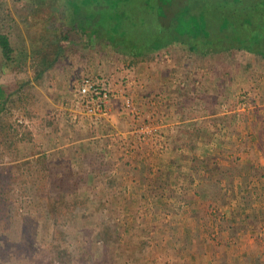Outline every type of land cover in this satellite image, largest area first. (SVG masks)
<instances>
[{
  "label": "rangeland",
  "instance_id": "374dc122",
  "mask_svg": "<svg viewBox=\"0 0 264 264\" xmlns=\"http://www.w3.org/2000/svg\"><path fill=\"white\" fill-rule=\"evenodd\" d=\"M3 1L16 20L36 2H41ZM62 1L57 0L55 5ZM169 1L129 0L128 6L122 7L129 17V45L136 40L149 43L153 31L168 29L173 24L172 19L168 24L159 16L164 14ZM177 1L173 8L167 9L172 15L181 6L185 9L189 8L188 4L196 5L198 0ZM244 3L249 5L247 0ZM199 4L214 5L208 0ZM210 16V31L218 40L219 21L215 14ZM126 44L125 48L130 49ZM73 46L76 52H66L58 68L39 82L35 81L31 61L5 71L0 67V86L15 87L17 92L12 105L9 104L10 114L3 119L16 132L13 139L0 147V162L14 168L10 193L12 214L5 215L0 222V264H264V215L260 221L248 219L233 201L232 193L225 205L217 201L212 206L203 198L186 196L183 209L176 208L175 202L171 212L160 209L168 201L158 195L160 199L153 194L144 199L146 192L155 191L153 181L161 174L162 181L168 180L179 193L183 187L190 186L185 160L174 162L179 155L188 154L186 131L196 135L197 132L192 124L179 128L178 120L197 117V127H201L196 144L199 155L213 151L211 157H219L220 151L227 149L226 155L232 158L220 156L222 167L232 161L238 165L254 162L264 166V154L258 152V145L253 146L255 141L237 139L240 124L232 143L226 139V130L210 133L208 124L205 126L200 120L201 116L206 119L210 114L209 102L207 107L185 92L191 87L208 89L213 81L220 80V71H226L223 76L226 93L218 92L210 102L220 104L224 112L243 115L240 123L254 116L262 123L260 131L264 134V111L261 114L254 106L264 102L259 94L264 88V68L248 61L241 52L222 63L214 55L191 56L182 51L184 47L171 46L173 55L162 50L137 58L133 53L117 52L107 48L104 42L98 44L88 38H80ZM245 61L247 67L238 70L237 63ZM187 75L190 80L185 78ZM86 78L98 79L114 91L111 110L116 100L117 107L125 113L122 120L117 116V129L111 124V112L102 126L93 125L82 114L72 93L75 85ZM92 134L106 136L112 143L104 151V164L100 163L101 159L97 163L96 168L102 169L97 177L84 174L88 167L83 164V158L76 157L78 142ZM54 138L57 141L53 142ZM64 139L74 142L65 152L62 150L58 160L51 151L62 145ZM89 144L93 149L92 141ZM260 146L264 147V143ZM252 149L257 155L248 156ZM65 161L70 162L77 176L83 177L79 192L91 194L78 196L80 201H87L78 207L58 204L60 184L47 169L63 166L61 163ZM200 175L195 172L190 177H195L194 186L201 185ZM41 180L46 182V191L39 184ZM197 190L202 192L201 188ZM163 192L169 199L168 193ZM67 200L73 203L74 198L68 195ZM127 202L131 204L126 206ZM157 202L160 208L155 207ZM231 207L233 210H229ZM188 238H193L192 244Z\"/></svg>",
  "mask_w": 264,
  "mask_h": 264
},
{
  "label": "trees",
  "instance_id": "16d2710c",
  "mask_svg": "<svg viewBox=\"0 0 264 264\" xmlns=\"http://www.w3.org/2000/svg\"><path fill=\"white\" fill-rule=\"evenodd\" d=\"M127 2L129 0H63L61 4L55 5L57 0H41V2H36L32 8H29L27 14L23 13L19 16L20 20H16L6 3L0 0L1 70L11 69L12 66L19 67L31 61L34 67L35 81L39 82L48 72L55 70L56 67L58 68L60 62L64 60L66 52H76L73 45H76L80 38L93 39L98 44L104 42L106 47L111 50L124 53L130 52V55L133 53L132 55L137 58L162 50L171 53V46H173L174 49L184 47L182 51H187L190 55L193 54L199 58H208L214 55L216 61L226 63V59L232 60L235 54L241 52L247 55L248 58L246 59L248 61L260 64L264 68V0H247L248 6H244L246 0H208V3L214 4L210 5L211 7L208 4L203 7L199 4L202 0H198L196 5L188 4L189 8L184 9L181 6L178 10L180 14H177L179 13L177 12L174 15L167 9L173 8L178 1L170 0L164 6V14H159V16L164 19V23L168 22L169 24L173 20V24L168 26V29L163 28L153 31L150 34L151 40L149 43H141L136 40L133 41L132 45L128 44V41L131 40L129 25H127L129 17L127 12L122 10V7L128 6ZM60 6H63L64 9H61ZM211 14H215L214 17L219 21L217 31L221 38L218 40H215L210 31L209 17H211ZM171 16L173 17L171 18ZM20 24L22 28H20ZM33 28L36 29L35 32L28 33L33 31ZM134 28L138 31L137 26ZM125 44L130 49H126ZM216 61L214 62L216 63ZM246 63L247 61L237 63L238 70L243 71L247 67ZM220 72L218 77L220 80L213 81L212 85L209 88L207 87L208 89L206 87L202 89L191 87L190 89L187 88L185 92L189 94V97L198 100L202 104L206 105L209 102V117L202 119L201 116L200 120L203 121L205 126L208 124L209 130L207 131L210 133L212 130L217 132L226 130L227 140L232 143L233 135L237 132V126L240 124L243 115L233 111L224 112L221 110L220 104L210 102V99L214 98L213 96L218 92L223 91L226 93L227 89L223 77L226 76V71L222 70ZM188 76L185 78L190 80ZM231 81L234 82L235 80ZM231 88H234V86ZM16 93L15 87L0 86V147L7 144L8 139L16 132L12 125L3 121L10 114L9 104L12 103ZM213 106H215V109ZM178 121L179 128L182 125L188 124L186 127H189L192 124V128L196 129L197 132L196 135L193 131H186L185 134L187 135L184 138L186 137L185 140H187L185 146L189 148L188 154L179 155L174 162V164H177L180 160H185L184 166L186 168H184L186 173L189 172L187 181L190 186L183 187V191L179 193L171 187L172 184L168 180L162 181L161 174L154 180L155 182L153 181L155 191H152V193L151 191L146 192L144 199H148L150 194L158 199V195L162 197L161 200L164 198L168 203L161 206L157 202L155 207L160 208L161 206V210L171 212L175 202L178 204V206L175 204L176 208L181 206L180 209H183L184 200L187 197L203 198L204 201L207 200L210 203L209 206L217 201L220 205H225L227 197L232 193L233 201H235V204L240 205V212L242 209L248 219L260 221L264 215V166L254 162L238 165V162L232 161L222 167L218 161L220 156L232 158L231 155L230 157L226 155L227 152L229 153L227 149L221 150L219 157L212 158L213 151L207 152L205 156V152L202 156L199 155L200 152L197 153L196 151L198 150L196 144L201 136V127H197V117ZM57 153V159L60 160L61 154ZM103 157V155L92 151L88 153L83 158V164L88 167V169H84V174L93 177L99 176L102 169H97L96 166L99 159L102 161L100 163L104 164ZM43 160L46 161L45 157H43ZM61 164L63 166L47 167L49 173L52 176L55 175V180L60 184L57 185V191L59 192L58 204L60 206L65 204L68 207H78L87 202L86 199L80 201L78 196L90 197L91 194L88 191L79 192L81 189L79 182L83 177L77 176L72 171L70 162L65 161ZM4 165V162H0V222L5 215L12 214L10 193L14 184L12 175L14 168L5 167ZM179 165L181 164L179 163ZM60 172L63 175H60ZM195 172L197 175L202 174L199 176L200 186L193 185L192 180L195 181V177L190 178L195 176ZM41 181L42 183L39 184H43L42 189L46 191V182ZM237 184H240V186ZM37 188L40 189V186L38 185ZM170 188H172V191ZM199 188L202 189L203 193L197 190ZM168 190L170 193H168ZM163 191L168 193L169 199L164 196ZM68 195L73 196V203L67 200ZM234 198H237V200ZM129 203L127 202L126 206ZM229 210H233V207ZM192 240L193 238L187 239L189 244H192Z\"/></svg>",
  "mask_w": 264,
  "mask_h": 264
},
{
  "label": "crops",
  "instance_id": "0c3cea01",
  "mask_svg": "<svg viewBox=\"0 0 264 264\" xmlns=\"http://www.w3.org/2000/svg\"><path fill=\"white\" fill-rule=\"evenodd\" d=\"M259 94H261L264 97V88L260 89ZM115 101L113 102V106H112V110H111V115H110L109 118L112 120L111 124L113 125V127L115 126L114 128L117 129V126L118 125H117L116 118H117V116H119L121 118L119 120H122L121 115L122 114H125V113L123 112L124 110L122 111V109H120V108L117 107L118 106V101H117V103ZM262 101H264V99H262ZM254 106H255V109H258V112L259 113L263 114V111H264V102H262V103H260L258 105H254ZM247 115H249V114H247ZM108 122H110V121H108ZM243 124L245 126H243ZM240 125H241L240 126V131L238 133L237 139L239 141H242V140H244V138H246V139H251L252 142L255 141L256 143L254 142L253 143V146L256 147L258 145V147H259L258 152L259 153L262 152L264 154V152L262 151V148H264V147H261L260 146L262 142L264 143V134L260 131V128L262 127V123L260 121L256 120V118L254 116H252L248 122L246 121L244 123V119H243V122L240 123ZM249 127L250 128H253V130L250 131L249 130L250 129ZM241 128H242V130H241ZM94 129H95V127H94ZM92 132H93V130H92ZM109 138H110V136H109ZM52 141L53 142L54 141H57V139L54 138ZM71 141L72 140H68V141H66L65 139L63 141L61 140V144L62 145L58 144L59 145L58 148L52 149L51 154L53 153V155H56L57 152H59L61 154L62 150H64V152H65L66 151L65 148H68L69 146L73 145V142L74 141L73 142H71ZM88 141L89 142L92 141V145H94L93 146V149L90 147L91 145L89 144ZM78 143H80V147L77 149V154H76L77 159H78V157L84 158L91 151L92 152H95V153H99V154H101V155L104 156L105 155L104 151H106V146H108L109 143H111V139L109 140L108 137L101 136L99 134H95V135L92 134L91 136L89 135L88 137L83 138ZM258 152L256 150L252 149L248 153V156L249 155H257ZM245 155H246V153H245ZM74 161H73V163H74ZM77 165H79V163Z\"/></svg>",
  "mask_w": 264,
  "mask_h": 264
},
{
  "label": "built area",
  "instance_id": "2783aa9c",
  "mask_svg": "<svg viewBox=\"0 0 264 264\" xmlns=\"http://www.w3.org/2000/svg\"><path fill=\"white\" fill-rule=\"evenodd\" d=\"M72 96L79 103L85 118L91 120L93 125L102 126L111 112L115 93L102 81L86 78L75 85Z\"/></svg>",
  "mask_w": 264,
  "mask_h": 264
}]
</instances>
